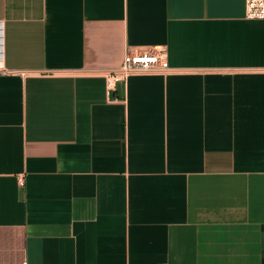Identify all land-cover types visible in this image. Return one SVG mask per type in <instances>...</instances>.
Instances as JSON below:
<instances>
[{"label":"crops","instance_id":"0c3cea01","mask_svg":"<svg viewBox=\"0 0 264 264\" xmlns=\"http://www.w3.org/2000/svg\"><path fill=\"white\" fill-rule=\"evenodd\" d=\"M0 26V264H264L245 0H0ZM149 46L168 67L108 90Z\"/></svg>","mask_w":264,"mask_h":264},{"label":"built area","instance_id":"2783aa9c","mask_svg":"<svg viewBox=\"0 0 264 264\" xmlns=\"http://www.w3.org/2000/svg\"><path fill=\"white\" fill-rule=\"evenodd\" d=\"M246 17L250 19H264V0H245ZM0 26V42H1ZM1 44V43H0ZM168 67L166 51L158 46L132 49L126 51L122 63L105 73L108 90L115 88L118 82H126L128 77L139 72H150ZM23 264H26L24 262Z\"/></svg>","mask_w":264,"mask_h":264}]
</instances>
